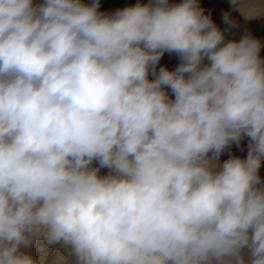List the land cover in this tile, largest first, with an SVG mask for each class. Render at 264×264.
<instances>
[{"label": "clouds", "instance_id": "1", "mask_svg": "<svg viewBox=\"0 0 264 264\" xmlns=\"http://www.w3.org/2000/svg\"><path fill=\"white\" fill-rule=\"evenodd\" d=\"M99 8L0 0V264H264L261 42L198 0Z\"/></svg>", "mask_w": 264, "mask_h": 264}, {"label": "rangeland", "instance_id": "2", "mask_svg": "<svg viewBox=\"0 0 264 264\" xmlns=\"http://www.w3.org/2000/svg\"><path fill=\"white\" fill-rule=\"evenodd\" d=\"M38 2V0H34ZM84 3H90L91 0H83ZM144 3L147 4L149 0H100L99 11L103 13H112L117 9H122L125 6L123 3ZM182 2V0H169L170 4H177ZM261 4H264V0H259ZM198 4L205 15L209 16L216 26L224 33L225 40H236L239 41L244 35H251L255 39L261 42V52L260 55L264 58V14L258 15L251 19H246L239 11H237L230 0H198ZM224 13H228L231 20L234 21L233 24H226L223 21ZM168 57V58H166ZM179 58L177 55H170L165 53L161 58L159 65L157 66V71L159 67L166 66L169 70H174L179 64ZM149 78H152L151 76ZM237 157L245 159L247 157V152L243 155H238ZM230 156H220L219 163H223L224 160L229 159ZM260 177L264 180V172L260 171ZM43 241L34 243L30 249H25L29 252L34 259L40 262V264H58L61 257L65 256V251L58 246L47 247L41 246Z\"/></svg>", "mask_w": 264, "mask_h": 264}, {"label": "bare ground", "instance_id": "3", "mask_svg": "<svg viewBox=\"0 0 264 264\" xmlns=\"http://www.w3.org/2000/svg\"><path fill=\"white\" fill-rule=\"evenodd\" d=\"M125 4V6H134L135 4L134 3H123ZM170 55H174V54H170ZM168 58V57H166ZM151 79V78H150ZM169 94L171 95V93L169 92ZM248 138H244L239 145L237 144H232L230 145L228 148L225 149V151L223 152V156H238V155H243L245 154L246 152H248ZM95 166V164H94ZM260 171L264 172V162H262L261 164V167L259 169V174H260ZM107 174V170L106 169H101L100 171V175H105Z\"/></svg>", "mask_w": 264, "mask_h": 264}]
</instances>
